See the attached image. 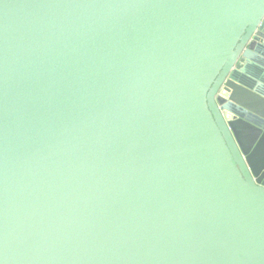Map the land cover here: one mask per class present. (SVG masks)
<instances>
[{
    "label": "water",
    "instance_id": "obj_1",
    "mask_svg": "<svg viewBox=\"0 0 264 264\" xmlns=\"http://www.w3.org/2000/svg\"><path fill=\"white\" fill-rule=\"evenodd\" d=\"M0 264H264V0H0Z\"/></svg>",
    "mask_w": 264,
    "mask_h": 264
}]
</instances>
